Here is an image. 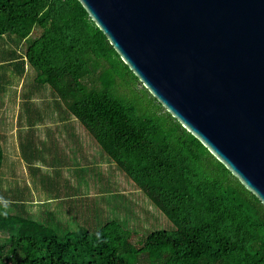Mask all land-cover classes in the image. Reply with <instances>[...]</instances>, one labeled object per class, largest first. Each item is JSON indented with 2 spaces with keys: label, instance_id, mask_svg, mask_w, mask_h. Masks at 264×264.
Instances as JSON below:
<instances>
[{
  "label": "trees",
  "instance_id": "16d2710c",
  "mask_svg": "<svg viewBox=\"0 0 264 264\" xmlns=\"http://www.w3.org/2000/svg\"><path fill=\"white\" fill-rule=\"evenodd\" d=\"M28 68L34 73L19 92L16 116L26 170H39L30 125L56 112L71 129L82 127L98 156L113 163L172 230L146 236L126 230L113 215L138 217L137 205L103 174L107 191L94 194L50 185L43 210L27 184L0 180V264H264V205L148 92L78 0H0V99ZM119 72L153 98V113L104 82ZM45 88L52 109L33 100ZM140 209L147 218L150 211Z\"/></svg>",
  "mask_w": 264,
  "mask_h": 264
},
{
  "label": "water",
  "instance_id": "95a60500",
  "mask_svg": "<svg viewBox=\"0 0 264 264\" xmlns=\"http://www.w3.org/2000/svg\"><path fill=\"white\" fill-rule=\"evenodd\" d=\"M148 92L264 205V0H78Z\"/></svg>",
  "mask_w": 264,
  "mask_h": 264
},
{
  "label": "crops",
  "instance_id": "0c3cea01",
  "mask_svg": "<svg viewBox=\"0 0 264 264\" xmlns=\"http://www.w3.org/2000/svg\"><path fill=\"white\" fill-rule=\"evenodd\" d=\"M33 100H36V98H33ZM4 103L2 102L0 105L2 106ZM19 105L20 101L18 100V109ZM17 113L18 110H15V107L13 110L8 111L7 115L1 112L2 117L0 119L4 120L3 123H0V146L3 150V161L0 166L1 181L14 179L15 181L18 180L20 184H27L33 194L35 207L42 208V210L46 209L43 203L46 200L50 185L67 194L80 192L94 194L103 188L100 182H104V177L99 170L92 174L85 171V165L89 163L88 158L95 155L90 154L93 152L86 151L88 145V143H85L86 133L82 134L84 130L82 129V131V127L78 124H75L71 129L68 123H62L64 118H60L56 112H51V116L43 113L40 120L35 117L33 128L31 129V125L29 127V131L32 130V132H28V134L33 140V143L30 144L31 152H33L31 158L35 160L33 166L39 169L34 170V175H31L26 170L18 147ZM48 116H50L51 123L45 120ZM71 131L75 132L79 141L72 142L71 138L74 135L71 134ZM98 151L97 148V155H99ZM98 158V161L105 160L111 164L103 156H98ZM114 170L116 169L114 168ZM89 175H94L95 178H91ZM108 182L109 180L106 177L105 183ZM87 183H89V190L84 187ZM107 188L102 190L107 191ZM50 209H53V204L50 205Z\"/></svg>",
  "mask_w": 264,
  "mask_h": 264
},
{
  "label": "rangeland",
  "instance_id": "374dc122",
  "mask_svg": "<svg viewBox=\"0 0 264 264\" xmlns=\"http://www.w3.org/2000/svg\"><path fill=\"white\" fill-rule=\"evenodd\" d=\"M37 34H38V30L35 28L33 30V33L26 39V43L27 44L30 43L34 39V36H36ZM33 73L34 71L28 68L26 76L20 79L17 84L16 82H14L11 88H8V90L3 95H1V99L3 101L0 100V103L2 102L5 103L2 106L0 105V117H2L1 112H4L7 115L8 111L13 110L14 107L15 110H18V100H19L18 97L20 96L19 92H22L26 89V83L30 81L31 79L30 76ZM111 79L112 81L108 79V81H104V82L107 83L109 82L108 85L111 86L113 85L115 87L116 92L121 96L125 98H130L128 100L134 103L140 111H143L145 113L154 112L155 102L153 98L147 93V91L139 83H137V81L133 80L131 77L125 75L122 72L121 73L119 72L117 76L111 73ZM12 89H15L16 92H12ZM41 95L39 96L37 95L36 97H34L36 98L35 100L36 104H38L40 107L41 105H44L43 104L44 102H48L45 108L48 107L53 108L51 104V95L49 93L48 88H45L41 93ZM50 116H48L45 119L49 121V123H51V121L49 120ZM3 122L4 120L0 119V123ZM12 133H14V131H12ZM83 133L84 131L82 132V134ZM85 137H86L85 143H88L86 147V151L93 152L90 153L91 155L92 154L97 155V145L87 135H85ZM90 154L88 153V155ZM97 156L94 157L91 156L89 158L90 161L87 164L88 167L93 166V168H96V171L99 170L104 175L105 178L107 177L110 186L111 183L114 181V183L117 184L119 191H123L126 194L127 198L131 199L133 203L137 205L136 210L139 214L138 217L136 215H134V217H130L129 215H126L125 213H121V212H118L114 215L112 214L113 217L117 219L126 230L134 231L135 233L141 236H146L148 233L154 230H168V231L172 230L171 223L165 218L163 213L160 210H158L154 205H152L151 202L148 200V198L139 189H137L136 186L129 179H126L124 175L118 170H114L113 163L109 164L105 160H102V162L98 161ZM94 160L96 161L94 162ZM89 176H91V178H95L94 175H89ZM88 185L89 183H87L84 187H86L89 190ZM142 207L150 211V213L147 214V218H145L144 213L140 209Z\"/></svg>",
  "mask_w": 264,
  "mask_h": 264
}]
</instances>
